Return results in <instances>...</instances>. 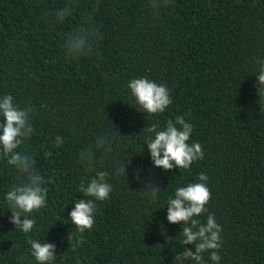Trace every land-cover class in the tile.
Here are the masks:
<instances>
[{"label": "trees", "instance_id": "1", "mask_svg": "<svg viewBox=\"0 0 264 264\" xmlns=\"http://www.w3.org/2000/svg\"><path fill=\"white\" fill-rule=\"evenodd\" d=\"M88 23L100 37L92 51L67 57L65 41ZM257 59L264 60V0H0V99L12 95L21 109H34L32 134L18 151L33 156L47 190L45 207L29 217L34 228L16 229L5 195L26 177L0 158V264H38L30 238L55 244L53 264H174L195 248L183 244V222H168V201L201 173L211 191L208 213L222 226L219 264H264ZM137 78L169 89L163 113L135 108L127 85ZM177 116L193 126L188 143H199L204 158L188 170L164 171L151 161L147 129L163 130ZM99 137L110 145L97 148ZM86 148L95 170L82 162ZM96 171L109 173L113 190L104 201L78 191ZM148 183L159 188L155 199L143 192ZM82 198L97 207L84 233L69 217ZM196 218L207 222V214ZM202 255L214 264L209 252Z\"/></svg>", "mask_w": 264, "mask_h": 264}, {"label": "clouds", "instance_id": "2", "mask_svg": "<svg viewBox=\"0 0 264 264\" xmlns=\"http://www.w3.org/2000/svg\"><path fill=\"white\" fill-rule=\"evenodd\" d=\"M167 2V0H165ZM69 9L58 10L57 17L62 21L68 15ZM98 27L93 23L79 27L74 34L65 41L66 56L72 59L89 54L96 41L99 39ZM260 65L258 83L264 85V60L257 59ZM135 97L139 107H135L149 115L163 113L172 103L169 89L164 85L147 78L133 79L127 85ZM32 107L21 109L12 95H4L0 99V158L7 159V163L14 166L24 174L25 180H21L19 186H13L5 195V199L11 208L10 223L23 233H29L35 225V220L29 218L32 213L45 207L47 190L43 187L45 180L35 170V160L27 152L21 153L18 149L32 134L31 113ZM158 124H153L147 129L154 134L146 141L150 152L151 161L155 167L164 171L173 168L188 170L193 162L204 158V151L199 143L189 144L193 126L187 123L181 116H177L175 123L170 119L163 130H158ZM110 140L97 138V148H103ZM63 144L60 136L56 137L55 147ZM51 155V153H49ZM82 162L88 170H95V153L92 148H86L80 153ZM124 163L119 171H125ZM109 173L96 171L85 185L81 183L78 191L84 197H92L96 201H104L110 198L112 186L106 180ZM199 183H191L186 187H178L175 190V198H170L167 206V220L171 224L183 222L184 245H193L195 251L185 248L175 256L174 264H204L203 253L209 252L211 261L219 264L221 257L218 254L222 244L220 233L222 226L219 225L214 214L208 213L206 205L211 199V191L207 186L208 176L205 173L199 175ZM143 192L150 193L155 199L159 188L148 183ZM97 211L93 199H79L74 203V208L69 214L71 222L80 233L91 230L95 224L94 214ZM207 214L206 224L199 219L201 215ZM168 238L165 236V239ZM32 255L38 264H53L56 256V246L52 243H41L38 240L29 239Z\"/></svg>", "mask_w": 264, "mask_h": 264}]
</instances>
